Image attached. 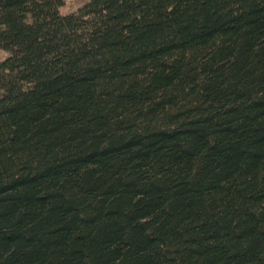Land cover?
I'll return each mask as SVG.
<instances>
[{
	"label": "trees",
	"instance_id": "16d2710c",
	"mask_svg": "<svg viewBox=\"0 0 264 264\" xmlns=\"http://www.w3.org/2000/svg\"><path fill=\"white\" fill-rule=\"evenodd\" d=\"M0 0V264H264V0Z\"/></svg>",
	"mask_w": 264,
	"mask_h": 264
},
{
	"label": "rangeland",
	"instance_id": "374dc122",
	"mask_svg": "<svg viewBox=\"0 0 264 264\" xmlns=\"http://www.w3.org/2000/svg\"><path fill=\"white\" fill-rule=\"evenodd\" d=\"M82 0H67L63 11L76 9L81 4Z\"/></svg>",
	"mask_w": 264,
	"mask_h": 264
}]
</instances>
